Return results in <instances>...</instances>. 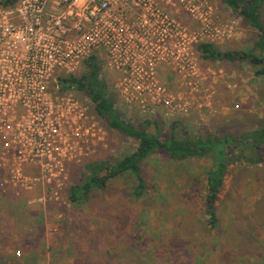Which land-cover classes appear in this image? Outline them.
Returning <instances> with one entry per match:
<instances>
[{"label": "built area", "instance_id": "built-area-1", "mask_svg": "<svg viewBox=\"0 0 264 264\" xmlns=\"http://www.w3.org/2000/svg\"><path fill=\"white\" fill-rule=\"evenodd\" d=\"M235 29L211 0L0 2V167L14 184L21 180L17 165H39L51 202L60 203L67 163L95 149L98 137L92 103L61 78L80 77L96 57L115 76L113 90L126 109L185 119L208 110L217 88L199 47Z\"/></svg>", "mask_w": 264, "mask_h": 264}, {"label": "rangeland", "instance_id": "rangeland-1", "mask_svg": "<svg viewBox=\"0 0 264 264\" xmlns=\"http://www.w3.org/2000/svg\"><path fill=\"white\" fill-rule=\"evenodd\" d=\"M211 1L218 9L221 20L226 23L235 21L237 24L230 38L214 44L222 58L205 61L201 57V64L217 85L211 107L176 121L142 117L126 109L119 101L113 90L115 76L105 71L103 63L99 64V74L108 85L115 107L126 120L140 126L147 119L157 122L164 137H169L173 129L185 128L193 135H227L235 137L236 141H239V136L264 124V76L258 74L264 69V64L248 57L249 54L260 56L256 48L259 32L222 0ZM262 13L264 22V8ZM227 54H231L234 59L225 58ZM88 72L85 64L77 74L82 76ZM74 93L84 98L82 93ZM175 122L179 125L173 128ZM97 124L95 149L89 150L79 162L73 160L67 163V180L60 187V203L51 202V190L39 165H17L21 180L14 178V184L10 182L11 175H8L6 167H0V201L6 197L14 200L16 237L14 243L7 240L0 244V254H13L23 264H107L108 261L119 264L110 247L118 246L119 251L126 248L135 224L134 219L124 215L129 207L125 193L126 180H117V191L109 187L106 191L94 193L82 207L74 206L67 199L68 189L80 182L81 173L88 164L102 159L115 161L137 148L134 139L111 130L98 115ZM149 131L156 132V126L151 125ZM229 147L233 150V163L229 166L218 201L219 216L221 219H236L235 229L241 227L236 233L243 242V249L262 255L264 222L260 218L264 216V163L252 166L241 158L242 155L251 157L250 151H241L235 143ZM207 165L203 159L176 163L158 153L149 158L142 169L150 188L149 197L154 199H150V202L144 200L138 205L148 208L146 219H202L204 169ZM10 186H14V195L9 193ZM189 189L193 191L189 192ZM169 197L171 208L167 207ZM39 199L44 201L39 202ZM151 204L154 210L149 207ZM156 206L159 212H156ZM2 209L0 205V233L8 230L7 226L5 228V219L1 218L5 211ZM245 240L249 241L248 246ZM215 246L217 244H211L210 249L214 251ZM174 248L175 245L163 257L160 252L164 247L159 248L155 264H175ZM205 253L196 264L214 263V258ZM237 255L232 258V264H255L258 261L255 255L251 258L247 254L253 260L241 253ZM225 257L229 255H225L224 260ZM4 259L0 260L5 262Z\"/></svg>", "mask_w": 264, "mask_h": 264}, {"label": "trees", "instance_id": "trees-1", "mask_svg": "<svg viewBox=\"0 0 264 264\" xmlns=\"http://www.w3.org/2000/svg\"><path fill=\"white\" fill-rule=\"evenodd\" d=\"M16 1L0 0L5 8L14 5ZM222 1L259 32L256 48L260 51V56L249 54L248 57L255 58L259 63L264 64L262 18L264 0ZM199 51L205 61H214L223 57L219 56L217 48L212 44L201 45ZM227 57L234 59L231 54H227ZM85 64L89 70L87 74L78 78L73 75L61 78L60 84L64 87H75L77 91L83 93L92 103L96 116L103 119L111 130L134 139L137 142V148L115 161L102 159L88 164L81 173L80 182L68 189L67 199L74 206L82 207L88 203L94 193L106 191L109 187L117 191V187L115 188L117 180H126L125 193H127L129 207L124 215L128 216V219H134L135 224L132 233L130 232L126 248L119 251L118 246L110 247L113 257L117 256L119 264H155L157 250L164 247L160 252V256L163 257L169 254L174 245L175 264H196L199 258L204 257L205 252L214 258L213 264H232V258L238 257V253L246 255L247 258H249L247 254L251 258L255 255L254 258L258 260L255 264H264V252L262 255H257L244 250L242 240L237 237L239 234L236 231L241 227L235 229L236 219H221L218 209V201L225 185L228 169L233 163L231 158L233 150L229 146L235 143L240 146L241 151H250L251 157L241 156L250 165L263 164L264 124L256 130L239 136V141L227 135H193L185 128L173 129L169 137H164L161 126L157 122L147 119L143 126H140L126 120L115 107L114 100L108 92V85L98 73L96 57L89 59ZM258 74L264 76V69L258 71ZM151 125L156 126V132L149 131ZM178 125L179 123L175 122L172 127L175 128ZM157 153L166 155L170 161L176 163L193 159L207 161L208 165L204 169L202 219L168 221L167 219H146L148 208L138 205H141L140 203L144 200L150 202V199L154 198L149 197L150 188L142 168L146 161ZM192 191L189 189V192ZM169 200L171 197L167 199V207L171 208ZM149 207L153 209L152 204ZM157 208L156 206V212H159ZM255 209L258 208L255 207ZM260 219L264 222V216ZM250 224L248 226L254 230ZM246 242L248 246L249 241ZM211 244H217L214 251L210 249ZM225 255L229 257H225L224 260ZM107 264L115 263L108 261Z\"/></svg>", "mask_w": 264, "mask_h": 264}, {"label": "crops", "instance_id": "crops-1", "mask_svg": "<svg viewBox=\"0 0 264 264\" xmlns=\"http://www.w3.org/2000/svg\"><path fill=\"white\" fill-rule=\"evenodd\" d=\"M161 78L164 81H169V78L167 77V72L166 71L162 72ZM9 193H11V195H14V186H10ZM12 201H14V200L11 197L10 198L6 197L5 199H2L0 201L1 207L4 208L2 210H5L4 213H2L1 218L5 219V221H4L5 222L4 223L5 224V228H6V226L8 227V230L0 233V244H3V242H5L7 240H11L14 243V239L16 238L14 236V223H15V220H14V203ZM8 209H10V211H8ZM9 228H10V230H9ZM18 232L19 231L15 232V233L17 234ZM2 256H4V255L0 254V259L1 260H3L5 256H6L5 257L6 259H4L5 262L0 260V264H23V263L18 262L14 258L13 254H6L4 257H2Z\"/></svg>", "mask_w": 264, "mask_h": 264}, {"label": "flooded vegetation", "instance_id": "flooded-vegetation-1", "mask_svg": "<svg viewBox=\"0 0 264 264\" xmlns=\"http://www.w3.org/2000/svg\"><path fill=\"white\" fill-rule=\"evenodd\" d=\"M98 73H99V69H98ZM101 78L105 81V79L103 77H101Z\"/></svg>", "mask_w": 264, "mask_h": 264}, {"label": "water", "instance_id": "water-1", "mask_svg": "<svg viewBox=\"0 0 264 264\" xmlns=\"http://www.w3.org/2000/svg\"><path fill=\"white\" fill-rule=\"evenodd\" d=\"M219 56H220V54H219ZM227 56L225 55V58H226ZM96 66H98V65H96Z\"/></svg>", "mask_w": 264, "mask_h": 264}]
</instances>
